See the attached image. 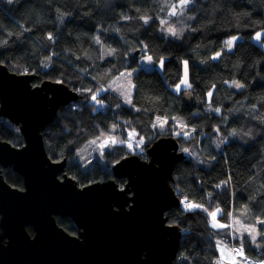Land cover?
<instances>
[{
  "label": "clouds",
  "instance_id": "obj_1",
  "mask_svg": "<svg viewBox=\"0 0 264 264\" xmlns=\"http://www.w3.org/2000/svg\"><path fill=\"white\" fill-rule=\"evenodd\" d=\"M5 75L32 92L33 79L50 80L49 101L69 94L37 134L45 169L55 157L77 191L112 184L129 199L138 177L118 172H159L167 142L166 264H264V0H0ZM4 109L0 96L4 145L27 151L26 123Z\"/></svg>",
  "mask_w": 264,
  "mask_h": 264
},
{
  "label": "water",
  "instance_id": "obj_2",
  "mask_svg": "<svg viewBox=\"0 0 264 264\" xmlns=\"http://www.w3.org/2000/svg\"><path fill=\"white\" fill-rule=\"evenodd\" d=\"M34 81L36 91L32 92L22 80L7 75L0 78L3 114L26 123L30 142L27 151L15 152L24 151L27 145L13 151L4 145L11 146L10 142L0 139V213L4 216L0 215V226L10 237L0 240V264H166L175 250L176 232L174 227L164 228L161 220V211L175 203L165 185L173 163L164 146L167 142L154 153L163 165L159 172L135 162L126 163L118 172L138 177L126 182L134 190L129 193L133 201L130 212L124 211L129 203L126 194L116 192L112 184L90 183L80 186L84 192L77 191L73 183L78 182L64 171L56 177L62 162L50 158L54 166L45 169L48 162L37 134L51 121L55 108L70 96L57 90L55 99L49 101L40 89L51 90L52 86L46 85L51 81L37 85ZM8 165H15L12 169L23 177L24 189L6 181L2 168ZM113 205L117 206L114 211ZM63 216L77 220L86 229L84 237L83 230L73 235L63 228L57 219ZM170 235L171 241L167 239ZM83 239L84 243L78 242ZM142 253L147 260L140 259Z\"/></svg>",
  "mask_w": 264,
  "mask_h": 264
},
{
  "label": "trees",
  "instance_id": "obj_3",
  "mask_svg": "<svg viewBox=\"0 0 264 264\" xmlns=\"http://www.w3.org/2000/svg\"><path fill=\"white\" fill-rule=\"evenodd\" d=\"M48 79H45L44 81H46ZM41 82L39 80H36L34 81V84H40ZM43 133V132H42ZM44 135V134H43ZM0 139L1 140H4V141H8L10 142L9 138L6 137V136H2L0 135ZM11 143V142H10ZM51 159L53 161H56L55 157H51ZM3 174L5 176V179L14 187H17V188H20L22 189L24 187V181H23V177L16 173L13 169H10V168H7V169H4L3 170ZM69 176H71V174H68ZM72 177V176H71ZM73 178V177H72ZM115 179V178H113ZM76 180V179H75ZM78 182V180H76ZM117 182V181H116ZM87 184H90V183H87ZM87 184H83L81 183L80 186H84V185H87ZM58 221H59V224L65 228L69 233H74L75 231H73L69 226H66V224L64 222H62V219L58 217ZM29 229V232L31 234H33V230L32 228H28Z\"/></svg>",
  "mask_w": 264,
  "mask_h": 264
},
{
  "label": "flooded vegetation",
  "instance_id": "obj_4",
  "mask_svg": "<svg viewBox=\"0 0 264 264\" xmlns=\"http://www.w3.org/2000/svg\"><path fill=\"white\" fill-rule=\"evenodd\" d=\"M4 169H7V168H2V173H3V170ZM3 176H4V174H3ZM4 178H5V176H4ZM7 181V180H6ZM8 182V181H7ZM9 183V182H8ZM10 184V183H9ZM11 185V184H10ZM14 187V186H13ZM17 188V187H16ZM20 189V188H19ZM22 189H24V187L22 188ZM58 219V218H57ZM62 219V218H61ZM62 221H63V219H62ZM59 222V221H58ZM78 233V231H75L74 233H72L73 235H76Z\"/></svg>",
  "mask_w": 264,
  "mask_h": 264
}]
</instances>
